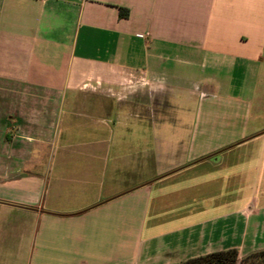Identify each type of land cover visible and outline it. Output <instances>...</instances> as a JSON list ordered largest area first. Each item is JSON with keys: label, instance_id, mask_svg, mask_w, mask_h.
<instances>
[{"label": "crops", "instance_id": "0c3cea01", "mask_svg": "<svg viewBox=\"0 0 264 264\" xmlns=\"http://www.w3.org/2000/svg\"><path fill=\"white\" fill-rule=\"evenodd\" d=\"M233 249L264 250V0H0V264Z\"/></svg>", "mask_w": 264, "mask_h": 264}, {"label": "trees", "instance_id": "16d2710c", "mask_svg": "<svg viewBox=\"0 0 264 264\" xmlns=\"http://www.w3.org/2000/svg\"><path fill=\"white\" fill-rule=\"evenodd\" d=\"M121 15L127 16V11L122 9ZM182 264H264V250L254 252L241 260L237 250H227L190 259Z\"/></svg>", "mask_w": 264, "mask_h": 264}, {"label": "rangeland", "instance_id": "374dc122", "mask_svg": "<svg viewBox=\"0 0 264 264\" xmlns=\"http://www.w3.org/2000/svg\"><path fill=\"white\" fill-rule=\"evenodd\" d=\"M167 113L170 114V110H168Z\"/></svg>", "mask_w": 264, "mask_h": 264}]
</instances>
